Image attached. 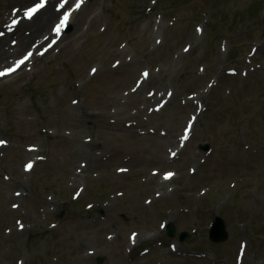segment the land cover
I'll list each match as a JSON object with an SVG mask.
<instances>
[{
    "label": "rangeland",
    "instance_id": "374dc122",
    "mask_svg": "<svg viewBox=\"0 0 264 264\" xmlns=\"http://www.w3.org/2000/svg\"><path fill=\"white\" fill-rule=\"evenodd\" d=\"M74 17L0 81V264H264V0H88Z\"/></svg>",
    "mask_w": 264,
    "mask_h": 264
},
{
    "label": "bare ground",
    "instance_id": "6f19581e",
    "mask_svg": "<svg viewBox=\"0 0 264 264\" xmlns=\"http://www.w3.org/2000/svg\"><path fill=\"white\" fill-rule=\"evenodd\" d=\"M28 0H0V56H4V61L0 63V71L5 67L13 68L16 63L24 58L29 52L32 55L29 59L25 60L15 71L11 72V76L17 72L25 71L27 74L31 72L34 59L47 54L49 50L54 49L55 45L60 43L64 35L53 31L55 26L59 24L55 20L58 10V0H48L41 10L33 15L31 19L25 18L24 10L27 8L19 7L22 2ZM88 0H80L79 10L82 9ZM78 0H67L65 7H70V17L68 19V25H72V19L74 21V14L76 13V7ZM14 10H17L14 14ZM12 20H17L18 23L9 30ZM60 21V19H59ZM2 40V41H1ZM24 54V56H22ZM22 56V57H21ZM19 58V60H17ZM96 72V69L93 73ZM6 74V76H10ZM7 77H1L0 81ZM192 129L190 130V132ZM189 131H187V136ZM185 131L179 138V146L186 142L184 139ZM177 151V149H176ZM139 235H135L130 238V247L137 241Z\"/></svg>",
    "mask_w": 264,
    "mask_h": 264
},
{
    "label": "snow or ice",
    "instance_id": "6c2138e0",
    "mask_svg": "<svg viewBox=\"0 0 264 264\" xmlns=\"http://www.w3.org/2000/svg\"><path fill=\"white\" fill-rule=\"evenodd\" d=\"M45 4H46V0H39V3H36V4H34L32 7H29V8H27V9H25V10H24L25 18L31 19V18L33 17V15H34L37 11H39L41 8H43V7L45 6ZM79 5H80V0H78V3H77V5H76V7L78 8ZM62 6H63V3H62L61 5H58V10H59V8L62 7ZM16 11H17V10H14V14H15ZM68 16H69V14L66 12V13L60 18V22H59V24H57V25L55 26V28L53 29V31L59 33V31H60L62 28H64L65 25L67 24V22H68ZM17 23H18L17 20H12L11 25L8 26V27H9V30H11V28L14 27ZM0 34H2V33H0ZM31 55H32V53L29 52L27 55L24 56V58H23L22 60H20V61H18V62L16 63L15 67L5 69L4 71H0V76L6 75V74H10L11 72L15 71L16 68H18L21 64H23L25 60L29 59V57H30ZM93 71H95V69H93ZM143 75H144L145 77H147L148 72L145 71V72L143 73ZM184 139H187V129L185 130V136H184ZM2 143H4V142H3V141H0V144H2ZM26 167H27V168H31L32 165L29 164V165H27ZM171 175H173V174H172V173H167L165 178H168V177H170ZM133 236H135V234H133Z\"/></svg>",
    "mask_w": 264,
    "mask_h": 264
},
{
    "label": "water",
    "instance_id": "95a60500",
    "mask_svg": "<svg viewBox=\"0 0 264 264\" xmlns=\"http://www.w3.org/2000/svg\"><path fill=\"white\" fill-rule=\"evenodd\" d=\"M201 149L203 150H207L208 146H201ZM167 234L169 236H174V229L172 224H169L168 228H167ZM184 237H186V234H182L180 239L183 240ZM227 238V233H226V229H225V224L223 222V220L219 217H216L213 222H212V226L209 230V239L213 242H223L225 241ZM97 262L98 264H102L103 259L101 258H97Z\"/></svg>",
    "mask_w": 264,
    "mask_h": 264
},
{
    "label": "trees",
    "instance_id": "16d2710c",
    "mask_svg": "<svg viewBox=\"0 0 264 264\" xmlns=\"http://www.w3.org/2000/svg\"><path fill=\"white\" fill-rule=\"evenodd\" d=\"M261 7V6H260Z\"/></svg>",
    "mask_w": 264,
    "mask_h": 264
}]
</instances>
